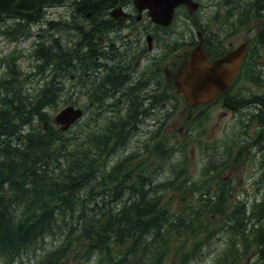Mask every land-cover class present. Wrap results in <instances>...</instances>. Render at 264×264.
Here are the masks:
<instances>
[{"label":"trees","instance_id":"obj_1","mask_svg":"<svg viewBox=\"0 0 264 264\" xmlns=\"http://www.w3.org/2000/svg\"><path fill=\"white\" fill-rule=\"evenodd\" d=\"M66 1L0 0V19L37 22L48 6ZM126 1L73 0L72 5L77 15L94 16ZM247 1L250 12L264 9V0ZM246 3H239L240 14ZM259 38L264 47V27ZM40 51L51 57L49 47ZM40 75L45 83L37 94L0 79V264H68L79 247L96 264H163L183 237L196 239L202 229L208 234L204 223L216 207L211 197L186 217L172 212L157 188L140 178L107 184L109 176L116 181L119 175L100 172L99 147L108 138L89 147L83 132L74 137L58 132L46 106L59 89L56 78ZM28 123L47 124L26 130Z\"/></svg>","mask_w":264,"mask_h":264},{"label":"rangeland","instance_id":"obj_2","mask_svg":"<svg viewBox=\"0 0 264 264\" xmlns=\"http://www.w3.org/2000/svg\"><path fill=\"white\" fill-rule=\"evenodd\" d=\"M65 7H54L48 10L47 19L54 16L57 20H68L67 12L68 8ZM66 8V9H64ZM67 13V14H66ZM62 16V17H61ZM193 35L194 37H186L187 41L195 40L197 32L206 33L209 31H215L222 37L220 45L217 48H212L213 53L218 56L222 51L232 43L234 46H240L241 43L247 44V52L256 54L253 58L252 63H256V68L263 72L264 70V50L257 44V26L259 21L257 18H253L244 25H233L232 27L218 28L217 23L210 22L208 30L202 27L201 21L193 20ZM196 24V26H194ZM13 21L5 20L0 21V77L4 78L8 75L7 69L13 67L15 72H39L37 67V61L32 56L34 43L39 39H45L49 36L55 38L56 32H49L46 30L45 25H24L20 26L19 31H14ZM191 28V29H192ZM191 30L186 31V35ZM72 34V33H71ZM79 37L77 36V39ZM187 49V47H186ZM188 51V50H187ZM179 59V63L183 60V57L178 56L177 53H171ZM258 60V61H256ZM183 64V63H182ZM181 64V65H182ZM254 66V67H255ZM173 66H171L172 68ZM174 71V70H173ZM169 72L170 76V89L174 72ZM249 72L251 70L249 69ZM246 79V77H242ZM22 82L23 78L21 77ZM168 80V79H167ZM27 85V83H25ZM67 88L63 95L57 98L59 101L53 106V110L65 106L69 101H76L79 105H85L90 102L86 96V91L83 86L75 87L72 86ZM242 92L244 90H253V94L261 95L264 92V74L263 79L260 83L253 82L251 76L248 73L247 81L241 82ZM249 94H246V96ZM75 98V99H74ZM212 110L207 111L205 114L202 110L196 109V106L188 103L181 104L179 109L170 110V133L168 137V149L172 150L173 162L172 163H184L190 171V176L194 180L191 187L181 196H175L174 200L177 204L183 205V203L191 201L196 203L202 201L203 193L211 190L212 184L215 182V177L221 174L226 178H232L231 171L224 170V163H220L218 167L214 168L213 172H210L213 168L211 166V159H225L231 156V152L237 153L241 146L242 140H246V137L255 136L259 130V126L256 122L249 120V114L252 112V108L245 107L239 111L234 112L226 108H221L220 105H214ZM202 112V113H201ZM97 113H95V116ZM237 117H242L244 120L242 129L238 133L231 132V124L237 120ZM95 118V117H94ZM236 143L232 146L233 141ZM255 157L251 156L254 155ZM163 161L160 155L153 154L150 163L138 168V171H160L159 178L165 179L170 177V168L168 164L163 165ZM262 161V157H261ZM260 158L256 146L251 151L250 156L245 152L242 158L234 166L236 169L235 182L233 185L236 186L235 193L241 194L242 192L253 194L255 193L258 198L264 193V183L260 189L258 187V180L260 179L264 169L260 165ZM221 172V173H219ZM219 173V174H218ZM184 199L183 202L180 200ZM254 197L251 198L250 205H252ZM220 221H216L215 224L220 225ZM222 246L223 243H219ZM213 257L207 250L199 255L196 260L190 261V264H212ZM68 264H94L92 258L79 247V250H75L68 259ZM165 264H176V257L173 254L170 259L169 256Z\"/></svg>","mask_w":264,"mask_h":264},{"label":"flooded vegetation","instance_id":"obj_3","mask_svg":"<svg viewBox=\"0 0 264 264\" xmlns=\"http://www.w3.org/2000/svg\"><path fill=\"white\" fill-rule=\"evenodd\" d=\"M123 8V12L116 13V19L103 13V20L85 31L84 56L80 59L86 72L84 87H97L104 114L129 118L123 128L125 133L129 130L131 134L149 135L155 129L164 132L168 130L164 110L169 108V102L166 103L163 78L153 72L169 69L150 67L149 61L139 60V55L143 57L156 49L155 42L149 43L144 35L160 26L146 11L141 13L132 5ZM163 49L162 55L167 56V45ZM106 107L111 111L107 112Z\"/></svg>","mask_w":264,"mask_h":264},{"label":"water","instance_id":"obj_4","mask_svg":"<svg viewBox=\"0 0 264 264\" xmlns=\"http://www.w3.org/2000/svg\"><path fill=\"white\" fill-rule=\"evenodd\" d=\"M182 2L193 6L191 0H135L139 8L148 7L153 18L162 23H168L171 20L174 7ZM239 52L241 55L242 51ZM203 60L202 54L195 51L190 61V68L184 72L183 79L179 83L180 88L186 92L187 98L196 102L206 100L214 96L217 90L227 87L229 80L236 72L239 55L230 61L232 63L230 69H224L225 67L223 65L220 67L218 63L202 64ZM79 115V110L68 107L57 116V121L69 124Z\"/></svg>","mask_w":264,"mask_h":264}]
</instances>
